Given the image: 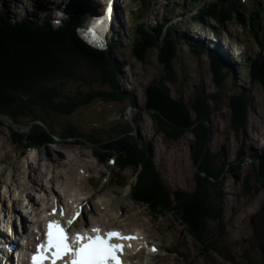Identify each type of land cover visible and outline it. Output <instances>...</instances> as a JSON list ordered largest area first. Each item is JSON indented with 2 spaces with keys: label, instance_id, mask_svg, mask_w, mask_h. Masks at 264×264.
Segmentation results:
<instances>
[{
  "label": "rangeland",
  "instance_id": "obj_1",
  "mask_svg": "<svg viewBox=\"0 0 264 264\" xmlns=\"http://www.w3.org/2000/svg\"><path fill=\"white\" fill-rule=\"evenodd\" d=\"M40 1L43 4L55 2L52 5L60 3V0ZM91 1L97 4V11H103L102 7L106 5V0ZM119 1L121 3L119 31H114L116 37L112 34L109 38L107 37V40L109 39V42L115 46L110 56L117 63L119 62L115 70L114 85L121 98L118 100L92 98L91 91L93 90L108 89L111 91L112 89L97 69L88 67L86 63L79 61L74 67L77 75L54 80L53 84L58 88L59 102L65 103L68 98L70 102H80L88 96L89 100L86 103L79 105L68 114L61 111L54 112L47 107L43 109L38 105L32 108L31 112L19 116L18 124H13L14 128L19 131L25 129L27 131L23 133H27L32 126V123L28 121L34 118L32 122L40 124L46 130L51 129L54 133L60 134L65 128L70 127L75 135L57 138L58 142H50L38 148L29 149L24 147V142L16 143L9 133V128L12 127L0 121V222L4 220L2 223L7 222L6 226H10L18 210L23 213L24 217L27 214L23 209L27 210V213L36 212L41 207V203L46 201V197L53 195L50 189L57 191L60 201L68 202L69 199L65 194L67 191L62 190L58 182H66L67 172L65 170L72 168L73 173L81 176V184L78 188L71 189L72 192L76 195L82 194L92 204L97 205L101 202L105 204L108 219H113L115 225L122 228L132 231L136 228L139 234L147 239V246L146 243L143 244L146 249H149L150 245H159L160 250L155 255H149L147 250L143 249L139 255L134 256V263L248 264V262H259L261 250L257 243L260 239H256L255 231L254 235L252 234L250 216L256 211L260 214V219L263 215L264 186L261 179L256 177L251 158L257 157L255 154L263 155L262 158H264V93L258 82H249L248 69H242L246 58L250 60L255 56L264 55L258 39L247 27L234 22V19L225 21L220 27L212 25L213 19L210 18H202L201 22L204 23L194 21L192 17H195L201 5L204 6V3L209 0H188L186 5L183 0H151L149 11L142 10V4L138 0ZM167 1L170 2L167 3ZM2 2L0 13L6 14L10 21L16 22L23 18L17 14L18 7L15 8L11 0ZM25 2H27L25 8L28 9V13L23 19H38L39 21L38 17L43 15V8L37 9L35 15L31 16L30 8L39 4L31 0H25ZM31 2H33L32 5H30ZM232 2L235 5H242L249 17L254 18L253 10L257 9L255 5L257 0ZM74 5H78L82 11L80 13L82 17L88 19L86 17L88 11L81 4ZM173 5L177 9L171 14L168 9ZM260 11L264 12V8ZM53 12L49 11L44 19L56 18L53 15L56 13ZM260 15L264 17L262 13ZM158 21H164L166 27H172L176 34L182 33L180 38H184L187 43L186 46L180 47L183 53L180 52L173 63L175 81L166 82L171 97L182 96L184 102L188 104L198 92L220 94L216 102L209 103L211 112L208 130L210 134L205 138L210 153L216 155L215 166L220 165L221 161H225L226 165L229 163L226 170L221 172L222 177L217 185L221 192L223 212L221 221L223 233L215 241L218 251L214 248H205L196 242L178 216L170 212L153 214L147 205L130 200L129 191H126V188L128 184L134 182L136 170L127 167L120 170L108 160L102 163L93 152V149H96V152L100 151L101 147L86 138H108L116 131L125 128L126 122L130 124L132 122L131 134L134 136V142L140 148L141 145H146L147 152L160 172L163 183L171 191L194 189L195 174H200L195 172V163L190 154L192 134L185 130L180 137L175 139L165 136L157 123L152 120L145 106L147 100L145 87L155 79L161 80L163 74V67L157 59V52L155 49L149 50L143 62L135 58L131 52L135 27L140 22H144L151 29V26ZM192 28L199 31L194 32ZM215 28H217V35L214 36L216 40L209 41L212 36L211 29ZM263 28L261 26L260 30ZM198 44H201L200 52L193 53L189 50L197 47ZM66 45L70 47V39L66 40ZM214 46L218 47V52L225 60L222 68L232 65L235 71L232 79L224 81L222 88H217L214 84L208 66L209 59L206 51ZM103 51L108 54L109 49ZM240 55L245 56L240 58ZM240 86L248 92L249 106L244 128L235 134L228 125L229 110L226 103L228 95L235 93ZM0 117L11 122L4 115ZM133 119L136 120L135 123ZM196 124L194 122L190 126L193 127ZM81 138H85L88 142ZM223 146L228 150L226 156L221 152ZM239 151H243L244 158H237ZM52 162L59 166L54 167ZM125 181L128 183L125 187L119 186ZM36 197L41 201H38ZM12 203L15 207L17 206V212L11 208ZM92 207L87 209L89 210L87 223H90L89 220H94V214H99ZM106 216L101 214L100 218H104L103 222L107 221ZM206 221V236L210 237L219 224L210 218ZM0 226L4 229L1 223Z\"/></svg>",
  "mask_w": 264,
  "mask_h": 264
},
{
  "label": "trees",
  "instance_id": "obj_2",
  "mask_svg": "<svg viewBox=\"0 0 264 264\" xmlns=\"http://www.w3.org/2000/svg\"><path fill=\"white\" fill-rule=\"evenodd\" d=\"M142 10L149 11L151 0H138ZM195 1V0H190ZM170 1H167L169 3ZM185 5L188 0H183ZM174 6V5H173ZM168 9L169 13L175 12V6ZM259 10L253 11L254 18H247L245 14L237 11L231 3L220 0L213 1L202 6L199 13L192 17L194 21L201 22V19L210 18L214 23L222 25L225 21L233 18L240 20L247 25L255 38L258 39L264 51V21L258 20L262 13ZM144 11V12H145ZM142 12V13H144ZM141 13V14H142ZM143 15H141L142 17ZM2 17V16H0ZM83 20L80 13L64 20L57 28H52L48 21L39 24L35 21L12 22L9 18H0V115L8 117L12 123L18 124V117L32 111L38 105L45 109L70 113L79 105L86 103L88 96L83 101L70 102L69 98L64 103L59 102V91L53 84L54 80L77 75L74 67L79 61L87 66L97 69L100 76L109 84L112 89L93 90L92 98L118 100L121 98L114 85L115 70L118 63L112 58L111 45L108 54L103 50H95L88 47L77 36L75 26ZM149 29L144 22H140L134 29V38L131 44V52L139 61H145L149 50L155 49L158 62L163 67L161 80L155 79L145 87L146 104L150 109L159 111V114L150 112V117L155 121L165 136L173 139L180 137L194 122L196 125L190 128L193 136L190 154L194 163L197 162L204 149V141L208 135V120L211 112L209 103L216 102L218 93L205 94L196 93L195 97L187 104L182 96L173 98L168 92L166 82L175 81L174 60L183 51L180 47L186 46L182 33L176 34L172 27H166L164 21L155 22ZM216 35L215 30L213 31ZM71 40L70 47H67L66 40ZM216 39V37H215ZM112 47H114L112 49ZM201 44L197 47L188 48L193 53L200 52ZM117 50V49H116ZM185 50V49H183ZM209 59V69L213 82L217 88H222L224 81H228L235 75L232 65L222 68L224 59L217 49L206 51ZM245 55H240L243 58ZM111 57V58H110ZM223 60V62H222ZM225 65V64H224ZM117 66V67H116ZM243 68L248 69L249 82H258L264 93V55L255 56L253 59L246 58ZM83 77V76H82ZM86 80L85 78H81ZM232 79V78H231ZM247 90L240 86L234 93L227 97L229 110V127L235 133H239L245 125L249 106ZM205 120V122L202 121ZM34 118H31L30 123ZM135 123V119L132 120ZM132 126L126 122V127L116 131L108 138H89L90 142L101 147L94 155L99 161L106 162L112 159L114 165L120 170L134 168L136 170L135 180L130 184L129 199L134 203L147 205L153 214H164L170 212L179 217L185 225L189 235L205 248H214L215 241L223 233L221 192L217 185L221 172L226 167V162L221 161L215 166V157L206 146V152L199 169L207 176L195 174V187L191 191L170 190L162 181L160 172L147 152L146 145L141 148L134 142L131 134ZM9 133L16 143L24 142V147L35 149L43 144L57 141V138H65L75 135L69 128H65L60 134L48 131L40 124L33 123L27 133L9 128ZM14 142V143H15ZM58 142V141H57ZM243 151H239L237 158ZM107 161V162H108ZM229 166V165H228ZM227 166V167H228ZM253 170L256 177L264 186V158H261L256 166L253 163ZM258 168V169H257ZM258 170V171H257ZM212 178V179H211ZM126 181L119 184L122 188ZM215 220L219 225L215 232L207 237V219ZM264 219V212L261 221ZM259 245V243H257ZM248 264H264L263 262Z\"/></svg>",
  "mask_w": 264,
  "mask_h": 264
},
{
  "label": "bare ground",
  "instance_id": "obj_3",
  "mask_svg": "<svg viewBox=\"0 0 264 264\" xmlns=\"http://www.w3.org/2000/svg\"><path fill=\"white\" fill-rule=\"evenodd\" d=\"M2 1L3 0H0V9L3 5ZM232 1H234L236 3L240 2V0H232ZM74 4H81L85 8V10L88 11L86 14V17H88V20L91 19L92 16L94 17L96 14H98V12L102 13L101 10H99V11L96 10L97 4L93 3L91 0H60V3L55 4V5L44 3V8L42 9L43 15L41 17H38V18H40L39 21H37L38 19H36V21L41 23L40 21H43L44 17L46 16L47 13H49V11H54L53 13H56V15L53 14L56 17L55 19H59L60 21L65 20L66 17L69 16L70 11L73 8ZM105 4L106 5H104L102 8H103V10H105L104 13H107V16H108V30H107L108 33H107L106 37L109 38L112 34L116 37V34H114V31H119L118 26H120L119 24H120V20H121V18L119 16V8H120L121 3L119 0H106ZM13 5L15 6V8L18 7V9L16 11L17 14H19L23 18H25V15L28 13V9L25 8L26 5H25L24 0H16L15 2H13ZM59 10H61V11H59ZM66 11H68V12H66ZM35 18H37V17H35ZM209 41H213V40L209 39ZM107 45H108V47H110L113 44H111L109 42V43H107ZM233 58H234V56H233ZM222 62H223V60H222ZM224 62H225V60H224ZM255 155L257 156V158H262V156H263V155H258V154H255ZM52 163L54 164L53 165L54 167L57 165L59 166V164H56L55 162H52ZM65 172H67L66 182L60 181L58 183L60 184V187L63 188L62 190L67 191L65 194L68 197L69 201L68 202L65 200H64V202L60 201L59 195L57 194V191H55L54 189H50V193L51 194L53 193V195L46 197L45 202H43V203L40 202L42 205L38 204L41 207L38 208V210H36V212L27 213V210L25 211L23 209V211L27 214L26 217H24V218L28 221H32V220L35 221L36 220V222H38L47 216H51V217H55V218L60 219V222H62V223L64 222L63 224H65L67 226H72L73 228H75V230L79 227V228H84V230H87L88 232H91L92 229H98L99 231H101V230H106V229L112 228L113 231L118 232L123 236L134 237V239L123 240L125 242V246H126L125 248L128 249V250H124V255H123L124 261L126 262V264H131L132 263L131 256L133 258L134 256L139 255L143 251V247H145V245H143V244H145L147 242V239L144 236L140 235L139 231H137L136 228H133V231H132L131 229L129 230L128 228H124V227L122 228L121 226L115 225L116 223L113 221V219H108V215L106 216L107 207L102 202L100 204H97V205H99V207H98L96 204H94V203L92 204L91 202H89V199L85 196H82V194L76 195L74 192H72L71 189L78 188V186L81 184V176L77 175V173H75V172L73 173L72 168H67L65 170ZM99 173H100V170H99ZM83 182H84V180H83ZM45 190H46V188H45ZM127 190H128V186L126 188V191ZM37 199H38V201H41V199H39V198H37ZM31 200L33 201L32 198H31ZM14 203H15V201H14ZM16 203H17V201H16ZM91 206H93L95 211H97L99 214H94V217H93L94 220L93 221L89 220L90 223H87V213L89 212V210H87V209H89V208L91 209ZM11 208L14 210V212L15 211L17 212V206L15 207V205H13V203H12ZM61 211L63 212V215H61ZM18 212H19V210H18ZM77 213L79 215L77 217H75ZM101 214L103 216H106V218H105V219H107L106 222H103L104 218H100ZM73 217H75V219H73ZM69 220H73V222L71 224H69L68 223ZM128 221H130V220H128ZM91 222H92V225H91ZM146 246H147V243H146ZM156 246L157 247H156L155 251L157 253L160 250V247L157 244H156ZM0 253H2L1 250H0ZM140 260H142V258ZM1 261H2V259H1ZM134 264H137V262Z\"/></svg>",
  "mask_w": 264,
  "mask_h": 264
},
{
  "label": "snow or ice",
  "instance_id": "obj_4",
  "mask_svg": "<svg viewBox=\"0 0 264 264\" xmlns=\"http://www.w3.org/2000/svg\"><path fill=\"white\" fill-rule=\"evenodd\" d=\"M72 222L73 220L68 221L69 224ZM92 231L96 235L76 233L74 237L69 238L62 224L54 220L49 221L45 241L37 245L32 264H57V261H63L64 264H119L116 254L122 250V245L113 241L134 239L114 231L103 234H100L98 229ZM66 257L71 259L67 260Z\"/></svg>",
  "mask_w": 264,
  "mask_h": 264
},
{
  "label": "water",
  "instance_id": "obj_5",
  "mask_svg": "<svg viewBox=\"0 0 264 264\" xmlns=\"http://www.w3.org/2000/svg\"><path fill=\"white\" fill-rule=\"evenodd\" d=\"M85 33H86V32H85V31H82L81 29L78 30V36H79V39H80L83 43H85L88 47L93 48V49H101V48H103V45H104V44H103L102 41H100L98 38H95L93 35L90 36V35L85 34ZM146 109H147V111H149V112H153V113H157V114H159L160 117L164 118V116H163L159 111L154 110V109H150V108H146ZM164 119H165V118H164ZM0 121H3V122H5V123H8L12 128H14V125H13L11 122H9L8 120H6V119L0 117ZM128 121H129V119H128ZM202 121L205 122L204 119H202ZM130 122H131V121H130ZM30 123H33V122L31 121ZM196 123H197V122H196ZM131 124L133 125L132 122H131ZM207 126H208V128H209V125H208V124H207ZM191 127H192V126H189V127H183V128L186 129V130H190ZM14 129H16V128H14ZM16 130H18V129H16ZM18 131H19V130H18ZM26 131H27V130L24 129V131H20V132H26ZM47 131H48V130H47ZM209 134H210V131L208 130V135H207V136H209ZM81 139L84 140V141H86V142H88L85 138H81ZM206 141H207V139H206ZM206 141L204 142V149H203V152H202L201 156L199 157V159L197 160V162H195V165H194L195 172H196V173H199L200 175H203V176H207V175H206L203 171H201V170L199 169V165H200V163L202 162L203 157H204L205 152H206V146H207V145H206ZM190 148H191V146H190ZM221 152H222L223 155L226 156V154L228 153V150H226V148L223 146V147L221 148ZM241 158H244V154H243V153H242L241 155H239V157H238V159H241ZM251 161H252L253 163H255L256 166L258 165V159H257L255 156L251 158ZM230 164H231V163H230ZM228 165H229V163H227L226 167H227ZM226 167L224 168V171L226 170ZM257 169H258V168H257ZM257 171H258V170H257ZM221 177H222V175H220L219 178H218L217 180H221ZM211 179H212V178H211ZM259 247H260L262 253L264 254V240H260Z\"/></svg>",
  "mask_w": 264,
  "mask_h": 264
},
{
  "label": "flooded vegetation",
  "instance_id": "obj_6",
  "mask_svg": "<svg viewBox=\"0 0 264 264\" xmlns=\"http://www.w3.org/2000/svg\"><path fill=\"white\" fill-rule=\"evenodd\" d=\"M256 212H252V215H251L252 217L250 216V223H251V227H252L251 231H252L253 235H254V231H255L256 239L264 240V219L261 221L260 214H258ZM263 212H264V210H263ZM259 244H260V241H259ZM263 260H264V254L261 251V257H260L259 262L261 263V262H263Z\"/></svg>",
  "mask_w": 264,
  "mask_h": 264
}]
</instances>
